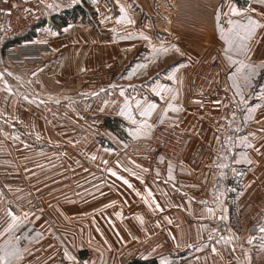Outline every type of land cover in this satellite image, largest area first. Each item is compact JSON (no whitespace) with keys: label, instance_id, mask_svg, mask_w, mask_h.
I'll return each mask as SVG.
<instances>
[{"label":"crops","instance_id":"crops-1","mask_svg":"<svg viewBox=\"0 0 264 264\" xmlns=\"http://www.w3.org/2000/svg\"><path fill=\"white\" fill-rule=\"evenodd\" d=\"M22 1L46 11L27 38L0 50V246L19 249L12 264H65L73 211L79 223L90 218L73 264H264V28L241 103L217 27V16L225 29L248 17L264 25V0H93V22L65 25L52 15L81 0ZM211 59L218 86L199 94L194 73ZM159 123L187 132L180 156L145 163L125 149L126 140L147 145Z\"/></svg>","mask_w":264,"mask_h":264},{"label":"built area","instance_id":"built-area-1","mask_svg":"<svg viewBox=\"0 0 264 264\" xmlns=\"http://www.w3.org/2000/svg\"><path fill=\"white\" fill-rule=\"evenodd\" d=\"M46 7L37 2L27 6L22 0H0V50H10L45 18ZM221 70L215 59L201 62L192 79V88L203 95H211L218 86ZM187 132L177 125L159 123L147 145L129 142V151L145 163H152L157 155L177 158L187 141Z\"/></svg>","mask_w":264,"mask_h":264},{"label":"snow or ice","instance_id":"snow-or-ice-1","mask_svg":"<svg viewBox=\"0 0 264 264\" xmlns=\"http://www.w3.org/2000/svg\"><path fill=\"white\" fill-rule=\"evenodd\" d=\"M123 11V9H121ZM230 11L232 13H239V9L236 7H231ZM123 19H127V16H124ZM133 21L128 20V23H132ZM229 24H231V27L225 29L224 27H221L219 24V16H217V27L220 30V38L224 41L225 47H224V53L227 58V60L236 67V71L232 73L231 79L233 80V86L237 89V94L240 96V102L241 103H247L245 96L243 94L244 88H250L252 84V78L256 75V68L257 65L253 64L249 59V53L251 52V43L254 41L256 35H257V29L264 28V25L260 23V21L252 19L251 17H248L246 19L245 23H238L229 21ZM147 39V37H145ZM172 48L175 49L176 52H180V49L172 45ZM160 51L168 52V48H162ZM232 53H235L236 56H243V59L235 58ZM261 67H264V63L260 65ZM2 75V74H0ZM243 84V87H242ZM262 94H264V89H262ZM175 97H173L174 99ZM139 105V102H137ZM169 107L172 108L173 111H180L181 109L175 105L169 104ZM155 108V105H148L146 108H144L141 111V116H150L151 110ZM167 111V110H165ZM235 115V113H233ZM129 118H131V115L129 114ZM135 122V121H133ZM145 127H151L150 125H147V122H144ZM142 129H136L133 135H139L141 134ZM230 139V138H229ZM248 147H252L251 145H248ZM259 151V149H257ZM249 163L252 161L249 160ZM220 167H226V165L221 164ZM111 171V169H109ZM171 174V169L169 170ZM115 175V173H113ZM127 183V181H125ZM130 186V185H129ZM211 211V209L209 210ZM224 218V217H221ZM18 218L16 216H12V223L8 225V229H5V231L12 229ZM260 232L264 233V227L260 228ZM3 233H0L2 235ZM211 239V237H209ZM231 237H228L227 240H231ZM253 238H249V243H251V240ZM221 240H225V237H221ZM213 252H216L217 249L213 248ZM65 255L68 256L70 260H75L74 257L70 256L67 252H65ZM16 259H22V256L20 254V251L16 247H9L7 243L4 246H0V264H12V260ZM161 264H169L167 259H161Z\"/></svg>","mask_w":264,"mask_h":264},{"label":"rangeland","instance_id":"rangeland-1","mask_svg":"<svg viewBox=\"0 0 264 264\" xmlns=\"http://www.w3.org/2000/svg\"><path fill=\"white\" fill-rule=\"evenodd\" d=\"M80 4L83 7V12H80L79 14H77L75 16V19H71V21H75L77 19H83V20H92L90 22H93L94 19V14H95V3L93 0H81ZM72 6H70L69 8H71ZM54 11V10H53ZM51 11V13L53 12ZM49 13V16L50 14ZM70 22V21H69ZM94 22H96L94 20ZM117 132L122 133V127L119 125L118 128L116 129ZM87 133L91 134L92 136H94L95 134H98L102 136V138L100 139V141L104 144L106 141L105 139H103V134H101L100 132H95L94 130H86ZM99 138V137H98ZM127 141V140H126ZM125 141V149L129 152L128 149V145L129 143ZM42 147H39V150ZM41 154H48L47 152H42ZM229 182V188H230V202L233 203V198L235 197V193L238 192L239 188H238V182L235 180L233 181H228ZM41 197L44 199V196H39V201L41 202ZM52 197V196H51ZM67 197V196H65ZM233 197V198H232ZM73 208H77V203L74 204ZM72 211H65V214L67 213H71ZM59 212H54V214L56 215ZM93 214V210H87L85 212V215L88 217L90 215ZM76 217H75V216ZM263 216H264V212H263ZM73 217H75L74 219H70L68 220L67 217H65V252H67L70 256L75 258V251H76V247H78V243H75L74 239L77 238V230H80V227L83 226L82 223H86V225L88 224L90 218H82V223H79V220L77 218V211H73ZM81 225V226H80ZM80 226V227H79ZM83 228V227H82ZM84 229V228H83ZM58 230V228H57ZM88 231V227L85 228V233ZM80 232V231H79ZM74 242H73V241ZM92 246V244H89ZM75 260H70L68 258V256L65 255V264H73Z\"/></svg>","mask_w":264,"mask_h":264},{"label":"trees","instance_id":"trees-1","mask_svg":"<svg viewBox=\"0 0 264 264\" xmlns=\"http://www.w3.org/2000/svg\"><path fill=\"white\" fill-rule=\"evenodd\" d=\"M83 10L84 9L81 4H76L73 5L71 8H67L63 10L59 15L56 14L52 15V18H54L56 20V23H58L59 25H65L66 23L71 21V19H75V16L80 12H83ZM25 38H27V36H22L18 40H23ZM104 125L108 127L112 125L109 118H105ZM112 127L114 126L112 125ZM125 264H158V263L155 259H150V260L132 259Z\"/></svg>","mask_w":264,"mask_h":264}]
</instances>
